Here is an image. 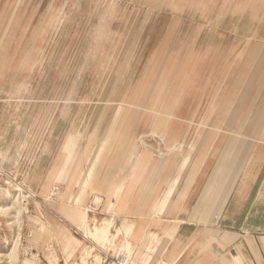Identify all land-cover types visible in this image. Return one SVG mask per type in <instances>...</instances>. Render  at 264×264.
<instances>
[{"label":"crops","instance_id":"obj_1","mask_svg":"<svg viewBox=\"0 0 264 264\" xmlns=\"http://www.w3.org/2000/svg\"><path fill=\"white\" fill-rule=\"evenodd\" d=\"M255 6L216 0L205 17L201 7L193 15L184 8L180 32L150 56L123 113L122 126L140 137L133 151L166 153L152 198L177 177L164 215L181 220L162 256L170 264H264V1ZM119 182L126 191L122 174Z\"/></svg>","mask_w":264,"mask_h":264},{"label":"rangeland","instance_id":"obj_2","mask_svg":"<svg viewBox=\"0 0 264 264\" xmlns=\"http://www.w3.org/2000/svg\"><path fill=\"white\" fill-rule=\"evenodd\" d=\"M29 1L24 15L27 27L11 57V73L6 75L7 79L4 77L0 87V147L11 144L10 154H13L16 162H0V186H3L4 180L13 183L23 181L27 172L38 162H42L45 173L51 167L65 134L73 123L79 122L81 116L86 121L93 115L96 118L91 123L93 127L104 114L101 124L104 128L114 106L110 105L105 110V105L98 103V99L102 86H106L105 98L115 81L112 79L118 68V52L124 49L126 53L133 49L129 59L133 62L137 50L149 38L146 55L136 73L137 80L144 71L147 57L153 49L160 47L169 29L173 27V34L181 27L186 8L179 5L180 0H56V7L48 12L52 0ZM8 3V0H0V19L6 15ZM201 5L208 8L214 2L202 0ZM52 15L60 18L59 22H51ZM145 18L147 22L143 25ZM41 25L42 32L36 37ZM33 40L37 46L31 50L30 65L19 72L17 79L22 83L17 89V79L14 78L11 83L9 78L12 71L18 72L19 61ZM111 52L116 54L115 58L109 56ZM109 64L110 71L108 68L104 70ZM129 68L126 66L124 73ZM10 90L12 95L8 97L6 93ZM6 99L11 101L6 104ZM143 139L148 145L153 142L151 136ZM149 151L148 154L152 153ZM164 155L166 153L158 151L157 156ZM37 195L34 198L25 193L27 208L21 218L17 216L18 208L12 204L13 194L10 197L0 195V264H9L8 255L17 234L19 264L32 254L38 255V264H45L47 244L54 232L59 236V241L64 238L63 231L81 238L60 213V204L65 198L53 196L45 200L39 194V188ZM90 204L89 195L84 196L83 206ZM103 212L102 206L97 211L98 220L105 216ZM35 217L41 219V224L35 223ZM139 235L135 233L136 239ZM57 252L61 253V249L58 248Z\"/></svg>","mask_w":264,"mask_h":264},{"label":"bare ground","instance_id":"obj_3","mask_svg":"<svg viewBox=\"0 0 264 264\" xmlns=\"http://www.w3.org/2000/svg\"><path fill=\"white\" fill-rule=\"evenodd\" d=\"M8 1V5L6 4V15L0 19V87L3 84L4 77L11 73V57H13L16 47L20 45V36L23 35L27 27V24L24 23V15L30 3L29 0ZM201 1L180 0L179 5H184L188 14L191 13V15L201 7V16L205 17L207 15L206 4L201 5ZM211 1L215 2L216 0ZM248 1L260 7L264 0ZM55 7L56 0H52L48 5V12ZM255 10L257 11L258 9L256 8ZM59 20L60 18L57 19L56 16L52 15L51 22H59ZM146 22L147 19L145 18L143 25ZM42 29L43 26L41 25L36 37L40 35ZM172 30L173 27L167 32L168 36H170ZM178 31L180 32V29ZM197 32H199V29H197ZM38 39L35 38V40ZM35 40H33L23 59L19 61L18 72L16 73L15 71V74L12 71L13 74L10 75L9 82L12 83L14 78H19V72H23L24 67L30 65L29 63L32 61L30 59L31 50H34L37 46L34 44ZM166 48V41H164L159 48L154 49L150 56L156 51H168V48L167 50ZM169 48H173L172 44ZM90 49L88 48V50ZM132 51L133 49L125 53L124 49H122L118 52L121 55L118 54V57H120L117 60L118 68L116 76L112 79L115 81L112 85L110 82L111 89L105 98L107 90L106 86H102V93H100L98 103H103L105 110L110 105L114 106L104 128L101 125L104 114L97 119L93 127L91 123L96 119L93 118V115L86 121H84V116L78 117L79 122L73 123L72 127L67 131L51 167L45 173L42 162H38L27 172L23 181L13 183L12 181L4 180L3 186H0V195L10 197L13 194L14 201L12 204L18 208V218H21L23 211L27 208L25 193L36 198L39 188V194L45 197V200L52 199L53 196L63 198V200L65 198V203L63 202L62 204L61 202L60 204V213L68 225H73L76 234L81 238L69 231H63L62 235L64 238L59 241V236L54 232L47 244L48 252L45 264H61V262L63 264H103L105 256L110 253L114 256L124 254L132 264H170L167 260L162 259V256L168 243L173 240L174 227L181 220L176 219L168 222L164 215L167 210L166 204L169 193L173 189L174 184H176L177 177L172 180L169 188L160 194L158 198H152L151 181L160 170L162 171L166 168L167 157L158 156V159H156L154 156H157L158 151L154 149L150 154L146 150L133 151L132 148L136 145L138 139L140 140V137H134L135 132H130L133 126L127 124L122 126L121 122L124 118L123 113L126 110L128 101L133 92H135L137 84L139 85L140 83L139 80L142 74L136 80V73L142 65L147 47L146 45L140 47L136 52L135 60L130 62ZM109 56L115 58L116 54L111 52ZM150 56L147 57L144 68L148 64ZM124 57H127V59ZM126 66L130 68L127 73H124ZM106 68L110 71V64L105 66L104 70ZM21 83L22 81L17 79L15 85L17 89L20 88L18 86ZM6 95L11 97V90ZM9 101L11 100L6 99L5 103L8 104ZM90 101L89 99L88 102ZM85 111V113L88 112L86 108ZM100 130L102 132L98 135ZM19 146L17 145V151ZM10 150L11 144L6 147H0V162H15ZM152 160L154 161L153 165ZM184 161L186 159L182 160L181 165L184 164ZM110 165L112 166L109 170ZM126 166H128V169L124 172L123 169ZM147 166L148 170L145 172ZM182 167L183 165L179 168L178 173H180ZM105 168L106 171H104ZM130 170L134 172L132 176L128 175ZM121 174L122 181L126 180L129 184L126 191H124L126 186L119 182ZM141 179L143 181L138 188L134 207L127 212V215H124L123 212L128 208L127 196L134 188L135 181ZM24 182H26L25 187ZM55 183L59 185H54ZM213 188L214 181L208 186L206 194H209ZM87 195H89L91 204L90 206H83L84 196ZM200 202V208H202L204 201L201 200ZM102 206L105 216L98 220L96 217L97 211ZM0 211H2V208H0ZM196 215L199 218V215H201L200 210ZM36 222L41 224L42 221L39 217H35ZM169 223L172 225H168ZM155 227L159 230H156ZM135 233L140 234L137 239ZM161 236L165 239L162 240ZM18 238L19 234H17V238L8 255L9 264H19ZM83 239L88 243H85ZM58 248L61 249V253L57 252ZM157 254L159 255L157 256ZM23 261L24 263L22 264H38V255L32 254L30 258H25Z\"/></svg>","mask_w":264,"mask_h":264},{"label":"built area","instance_id":"obj_4","mask_svg":"<svg viewBox=\"0 0 264 264\" xmlns=\"http://www.w3.org/2000/svg\"><path fill=\"white\" fill-rule=\"evenodd\" d=\"M103 264H132V262L124 254L114 256L110 253L105 256Z\"/></svg>","mask_w":264,"mask_h":264}]
</instances>
